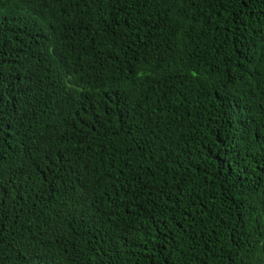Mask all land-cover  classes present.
Masks as SVG:
<instances>
[{
	"label": "trees",
	"instance_id": "trees-1",
	"mask_svg": "<svg viewBox=\"0 0 264 264\" xmlns=\"http://www.w3.org/2000/svg\"><path fill=\"white\" fill-rule=\"evenodd\" d=\"M263 134L264 0H0V264H264Z\"/></svg>",
	"mask_w": 264,
	"mask_h": 264
},
{
	"label": "clouds",
	"instance_id": "clouds-1",
	"mask_svg": "<svg viewBox=\"0 0 264 264\" xmlns=\"http://www.w3.org/2000/svg\"><path fill=\"white\" fill-rule=\"evenodd\" d=\"M114 2L104 1L99 3L96 6H93L87 2H77L75 4V9L71 11L72 16H74L77 20V28L87 31L90 30L94 33L96 29H98L104 20L108 19L111 15H116V19L119 20L122 26V32L131 37L133 35L136 36L138 30L135 25L134 17L126 12H117L114 8ZM261 142H264V134Z\"/></svg>",
	"mask_w": 264,
	"mask_h": 264
}]
</instances>
